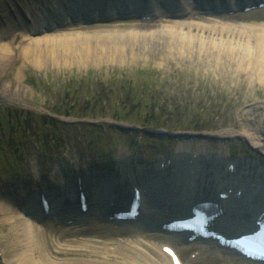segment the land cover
<instances>
[{
  "label": "rangeland",
  "instance_id": "obj_1",
  "mask_svg": "<svg viewBox=\"0 0 264 264\" xmlns=\"http://www.w3.org/2000/svg\"><path fill=\"white\" fill-rule=\"evenodd\" d=\"M20 1L24 10L25 5L46 7L47 3H53V0ZM9 2L11 4H8L7 0H0V11H4L5 15H14L16 9L13 10V7L16 0H9ZM25 11L28 12V9ZM22 20L28 31L35 27L29 16L24 14ZM186 20L188 22L193 19ZM142 22L145 21L128 23L141 25ZM149 22L152 23L150 27L139 30H156L164 21L159 18ZM120 25H127V23L123 20L113 22L100 20L88 22L85 26L93 27L87 28L90 29L88 32L134 29ZM81 27L83 25L69 29L61 28L60 31L69 34L70 31L87 30ZM14 33L15 36L19 35L15 40V47L20 48L24 45V32L16 28ZM25 64L20 58L11 69L0 75L1 82L8 84L15 81L21 73L24 84L33 90L28 95H23L24 101L0 94V133L6 142L8 140L7 150L10 155L9 159H6L0 149V165L10 166L13 163H19L22 167L21 177L12 178L8 174L6 179L11 178V181L0 180V205L12 206L6 192L11 193L9 195L11 196L15 193L14 190L22 188L30 195L31 185L40 182L39 179L50 180L54 174L51 171L55 167L60 168V176L67 177L66 181L68 176L75 177L77 171L74 168L79 165L87 169L89 176L100 175L98 178L94 177L100 180L101 173L107 172L100 169H104L110 162L117 163L124 160L125 163V157L129 154L133 155L136 163L138 155L134 153L139 150L142 151L141 157L148 160L147 163H153L155 159L150 157L149 142L146 141L145 145L139 144V135H148L145 131L154 132L155 134H149L152 138L173 141L174 145H168L167 149H158L164 155L167 152L180 153L185 149L188 154L196 148L207 151L208 158L204 162L209 163V171L214 165L222 163L226 167L232 159L238 161L240 166L256 162L264 165L263 149L254 146L250 140L253 135L264 133V85L258 82L251 84L253 79L248 75L234 74L233 78L223 77L226 81L219 82L223 76L221 71H216L218 75L215 72L213 75H208L204 68L193 69L189 66L182 68L183 66L172 64L163 72L153 60H141L131 67L124 68L107 64L89 65L83 68L76 66L69 69L59 65L36 68L34 65ZM20 69L23 73L19 72ZM123 100L129 103L127 112H124L122 116L117 112ZM142 101L149 105H152L154 101L157 103L162 101L157 110L152 108L150 114L160 122L159 127L166 125L164 129H141L130 121H119L124 117L132 121L129 115L132 110L131 104L139 107ZM70 114L76 117L78 114L84 115L85 121L95 123L101 121L94 119L96 118L94 116L106 117L109 118L106 120L110 123L109 126L113 127L99 128L103 123L101 122L94 126L100 131L94 129L90 133L88 129H80L79 126L84 124L78 122L79 124L72 125V122L76 121L67 118ZM118 114L121 117L119 119L116 117ZM59 117L70 124L58 130L61 132L60 135L56 133V129L48 125ZM147 125L154 127L151 124ZM197 127H207V129H196ZM51 129L54 130V133H51L54 138L51 136L52 140L48 147L46 137L50 135ZM229 131L234 132V135L225 137L218 134ZM58 137L60 141L56 140ZM94 138L102 139V145L103 141L111 142L110 146L113 150L110 158L103 157L104 160L97 158L100 156L94 149ZM43 141L44 143H41ZM238 143L243 148L240 152L237 150L240 148ZM110 146H108L109 149ZM13 147L17 150L12 149ZM7 150H2L3 154H7ZM239 170V175H242L244 166ZM105 174L107 178V173ZM22 212L19 207L16 208V216L21 218ZM13 223H18L19 226L23 224L17 218ZM12 227L10 224L4 225L0 217V249L4 251V254L7 249L8 255L11 253L14 256L10 242H15L16 238L8 237ZM38 229L48 249L47 255L43 258L46 264L47 262L52 264H128L132 256L143 252L141 246L150 251L156 260L161 259L160 247L155 246L157 238L152 240L147 236L143 238L134 236L130 239L120 236L111 237L108 234L100 235V237L92 233V230L76 233L52 223L42 225ZM1 255L3 256V253ZM203 261L207 264L210 258ZM203 261L199 264H204Z\"/></svg>",
  "mask_w": 264,
  "mask_h": 264
},
{
  "label": "bare ground",
  "instance_id": "obj_2",
  "mask_svg": "<svg viewBox=\"0 0 264 264\" xmlns=\"http://www.w3.org/2000/svg\"><path fill=\"white\" fill-rule=\"evenodd\" d=\"M104 1L105 0H70L63 5V3L58 2V0H53L52 6L48 7L49 11L41 10L43 6L32 7V5H25V10L28 9L26 14L28 13L27 15L33 19L35 26L29 31L24 27L21 18L22 14L17 9V11H15L16 13H13L14 15H5L4 11H0V75L5 74L11 69L14 63L20 58L24 60L27 65H34L36 68L47 65L56 67L59 65L62 68L68 67V69L76 66L83 68L84 66H98L102 64L122 66L124 68L131 67L134 63L141 60H153L163 72L169 69L172 64H178L183 66L182 68L186 66L193 67V69H198L199 67L201 69L204 68L207 70L208 75H213L214 72L221 71L223 76L220 78L219 82L226 81L225 79L223 80V77L233 78L234 74L240 75L242 73L253 79L251 84L258 82L264 85V26L261 24L250 22L229 24L202 19L190 22L168 20L162 22L160 27L153 31L139 30L140 28L143 29V27H150L152 24L151 22H143L141 25L133 23L120 25L133 27L134 29L130 31L114 30L88 32L90 29L87 28H93L90 26L81 27L87 30L70 31L71 33L69 34H64V32L60 31L61 26L59 24L61 22L73 21L77 14L81 16L78 12L84 13L83 15H85L88 14L89 11V14H93L99 18L104 13L106 14L105 8L107 9V6L110 5L109 14L116 15V17L118 16V11H115L114 8L118 9L122 7L125 8V10L126 8H130V12L134 14L136 12V14L139 15L142 11H134L135 9L133 8H141L143 4H145L144 7L153 8L149 5L153 0H107V4H104ZM177 1L183 2V6L188 4V0ZM7 2L8 4L10 3L9 0H7ZM169 3L173 4L170 0ZM170 4L167 5L168 8L173 7ZM74 5L75 7L77 6L78 12H72ZM44 8L47 9V7ZM183 9H185V7H183ZM154 12L156 13L157 9H155ZM16 28L24 32V45L20 48L15 47V40L19 36H15L14 31ZM83 31L85 32L81 33ZM224 69H229V71H224ZM19 72L23 73L22 69H20ZM32 91L31 88L24 84L21 73H19L15 81L9 82L8 84H4L0 80V94L3 96L13 97V99L18 101H24V98H22L23 95H28ZM232 134V132H227L223 134L220 133L219 135L226 137ZM253 136L250 139L252 140V144L258 148H263L264 133ZM185 152L186 150H183L182 153L186 154ZM204 153L205 151L199 150V157L195 158L194 162L191 163L190 170H195L198 176L202 175L204 170V168L200 167V157L203 158L205 155ZM179 158L178 161L181 163L180 165L187 169L189 159L183 155L179 156ZM166 168H168V166H166ZM164 170L165 169H161L159 171L163 172ZM261 171V173H257L259 176H257L256 173L248 174L246 166L244 174L247 175L243 177V174L234 175L231 182H228V180L225 182L219 181L218 184H216L217 186H215L216 189L225 188L224 190L227 191L231 189L242 192L241 197L235 196L236 192H234L231 196V204L228 203L229 201L227 202L228 204L226 203V205L230 206L229 210H231L232 214H238L239 217L233 219V221L227 219L226 222L222 224L224 229L230 234L234 235L239 233L243 228L247 229L250 227L249 224L251 221L245 218V213H243L240 208L242 207L241 205L245 206L244 204L257 200V202L260 201L259 205L261 206L258 210L264 208V187L262 186L264 185V168H261ZM179 172L181 171L175 168L176 178L179 177ZM53 173L54 177H51V181L53 182L51 185L46 182L41 186L37 185V183H33L31 185V191L40 199H42L41 196L44 195L46 200H50L52 211L60 208L57 204L58 201H60V203L62 201L69 203V207L76 211V209L73 208L75 207L73 204L74 201H70L71 198L76 196L78 191L75 189L76 187L74 188L72 186L74 183L70 181L65 182L60 176L59 170H54ZM163 174L160 173L157 177L160 178ZM207 175L209 174L206 173L203 178L208 181ZM219 175L221 180L225 178L222 172H219ZM98 176L100 175L97 174L94 177L98 178ZM91 177H93V175L88 176L83 182L85 183V181L91 179ZM230 177L231 176H229V178ZM94 179L96 180V178ZM196 179L197 178L193 180L195 184ZM111 180L112 179H107L104 182L102 181L101 185L89 187L92 193L91 196H94V198L101 196L102 198V196L110 194L112 188H115L109 184ZM98 181L101 180L98 179ZM88 186L90 185L84 188ZM196 187L195 185L193 192L197 189ZM77 188L79 187L77 186ZM30 197L33 196L30 195ZM30 197L25 200L28 206H30V211L33 213L36 211L38 214L41 213V216L44 217L45 213L40 205L38 206L34 201H30ZM197 198L210 201L215 200L214 196L210 194L201 196L199 194ZM152 199V192H148L145 201L152 202ZM21 201H24V199H21ZM193 202L195 201L190 200L186 208L193 205ZM238 204H240V207ZM147 205L148 204L143 207V214L146 213L145 209L148 207ZM0 208L1 222L4 225L10 224L13 226L8 232V237H11V239L16 238L15 242H10L14 250V256L11 253L8 255L7 249L5 250V254L4 251L0 249V252L3 253L2 258H0V264H46V262H43V258L47 255L48 249L42 241V233L38 229V225H35L30 218L24 217V215H22L21 218L16 216L17 214L14 209L9 206L0 205ZM58 213L60 214L59 211ZM170 215V212H163V210L145 214L142 220L143 222L140 223L138 228L142 230L145 226H154L157 222H163L167 219V216ZM43 217L41 219L44 220L45 217ZM71 217L72 216L67 218ZM16 218L20 219L23 224L19 226L18 223H13ZM168 242L169 244H176L173 240H168ZM186 244L188 243L177 246V249L183 250L182 248L186 246ZM140 248L143 252L139 255L132 256L128 264H173L171 258L166 254L162 253L160 255L161 259L156 260V258L152 257L150 251L142 246ZM47 264L52 263L47 262Z\"/></svg>",
  "mask_w": 264,
  "mask_h": 264
},
{
  "label": "trees",
  "instance_id": "obj_3",
  "mask_svg": "<svg viewBox=\"0 0 264 264\" xmlns=\"http://www.w3.org/2000/svg\"><path fill=\"white\" fill-rule=\"evenodd\" d=\"M11 118H13V117H11ZM2 135V133H0V136Z\"/></svg>",
  "mask_w": 264,
  "mask_h": 264
}]
</instances>
